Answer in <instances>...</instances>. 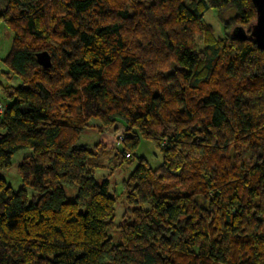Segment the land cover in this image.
Segmentation results:
<instances>
[{
    "label": "trees",
    "instance_id": "1",
    "mask_svg": "<svg viewBox=\"0 0 264 264\" xmlns=\"http://www.w3.org/2000/svg\"><path fill=\"white\" fill-rule=\"evenodd\" d=\"M255 20L252 0H1L22 85L0 83V173L31 154L20 189L0 174V264H264V50L233 36ZM134 162L116 225L96 171Z\"/></svg>",
    "mask_w": 264,
    "mask_h": 264
},
{
    "label": "rangeland",
    "instance_id": "2",
    "mask_svg": "<svg viewBox=\"0 0 264 264\" xmlns=\"http://www.w3.org/2000/svg\"><path fill=\"white\" fill-rule=\"evenodd\" d=\"M1 1V0H0ZM231 17L229 13L226 15V18ZM204 21L214 28L215 34L217 37L223 36V25L221 21L218 19V14L215 11H209L204 18ZM3 27V26H2ZM0 26V83L5 86H12L14 88H18L22 85V82L19 78L15 76H11L10 79H7L5 73L8 72L7 68L3 65L2 59L8 54L11 46V34L6 28H2ZM200 48V46H199ZM9 102L5 99L3 94L0 92V107L8 106ZM2 111V108H0ZM94 126L100 125L99 121L92 120L90 122ZM124 127L119 126L118 130H112L110 133L105 132L103 134H99L96 130H88L81 138L80 144L86 145L89 147H93L98 142H102L103 144L108 145V148H115L120 141V135ZM31 154L30 150H24L17 153L12 160V166L9 169L3 170L0 174L5 177L9 184L15 189L18 190L22 187V182L18 175V166L23 161V159ZM138 154L140 156L145 157L153 167H157L161 164L162 156L161 154L150 144L145 141H142L141 146L139 148ZM127 159H132L131 155L126 156ZM137 166V163L134 162L131 165L124 164L121 168L117 170H113L112 168H107L105 170L96 171V179L98 182H101L103 179L110 180V191L113 196L117 199L116 205V216H115V224L119 225L122 222L123 215L125 213V196L124 189L122 186V182L128 178L131 171ZM31 193V191L29 190ZM66 195L68 200H73L77 193L75 188L67 187L65 188ZM111 236L114 239L115 243H118V232L114 230L111 233Z\"/></svg>",
    "mask_w": 264,
    "mask_h": 264
},
{
    "label": "water",
    "instance_id": "3",
    "mask_svg": "<svg viewBox=\"0 0 264 264\" xmlns=\"http://www.w3.org/2000/svg\"><path fill=\"white\" fill-rule=\"evenodd\" d=\"M252 3L256 9V20L250 26V34L242 26H237L233 30V36L241 42L253 40L260 50H264V0H252ZM36 58L41 67H52V58L47 51L38 53Z\"/></svg>",
    "mask_w": 264,
    "mask_h": 264
},
{
    "label": "built area",
    "instance_id": "4",
    "mask_svg": "<svg viewBox=\"0 0 264 264\" xmlns=\"http://www.w3.org/2000/svg\"><path fill=\"white\" fill-rule=\"evenodd\" d=\"M120 139H121V137H120ZM120 139H119V140H120ZM127 156L129 157V155H127Z\"/></svg>",
    "mask_w": 264,
    "mask_h": 264
}]
</instances>
